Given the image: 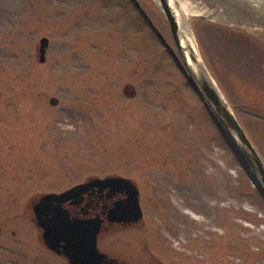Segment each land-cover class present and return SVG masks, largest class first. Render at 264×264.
Returning <instances> with one entry per match:
<instances>
[{
	"label": "rangeland",
	"instance_id": "374dc122",
	"mask_svg": "<svg viewBox=\"0 0 264 264\" xmlns=\"http://www.w3.org/2000/svg\"><path fill=\"white\" fill-rule=\"evenodd\" d=\"M172 1L264 161V0ZM208 109L130 0H0V264H68L30 202L107 175L139 191L141 221L98 242L125 264H264V193Z\"/></svg>",
	"mask_w": 264,
	"mask_h": 264
},
{
	"label": "water",
	"instance_id": "95a60500",
	"mask_svg": "<svg viewBox=\"0 0 264 264\" xmlns=\"http://www.w3.org/2000/svg\"><path fill=\"white\" fill-rule=\"evenodd\" d=\"M133 2L143 14L152 30L168 49L178 67L185 73L196 91L202 95L206 104L211 109L219 128L245 163L251 174L252 180L264 193V161L257 153L255 147L200 58V63H198L196 62L197 60L195 61V58L190 55L192 63L190 65L188 64L189 59L181 43L179 25L173 11L171 0H155V2L168 24L179 58L144 14L137 1L133 0ZM47 47L48 38L41 37L36 46V57L39 62L45 60ZM49 103L55 105L57 103V98L51 96L49 98ZM94 186L126 188L128 191V199L126 202L129 207L132 208V218L138 219L141 216L137 187L129 178L118 175H109L103 178L92 177L64 191L41 194L33 204V212L36 225L41 229L42 242L49 250L57 255L65 257L69 264H103L107 261L106 254L98 249L96 243L102 219L98 216L92 218H74L71 217L68 210L62 206L67 200L79 198L88 189ZM121 215V211L114 207L109 210L108 219L111 221L126 219L124 216L120 217Z\"/></svg>",
	"mask_w": 264,
	"mask_h": 264
},
{
	"label": "flooded vegetation",
	"instance_id": "af4514ba",
	"mask_svg": "<svg viewBox=\"0 0 264 264\" xmlns=\"http://www.w3.org/2000/svg\"><path fill=\"white\" fill-rule=\"evenodd\" d=\"M89 178H92V177H87L86 179L78 183L85 182ZM75 184H72L71 186ZM127 193L128 191L124 187H111V186L96 187L94 186L88 189L79 198L67 200L66 202L62 204V206L68 210L71 217L92 218V217L98 216L102 219L101 226L97 234L96 240H97V247L99 248V250L105 253L107 256V261L104 262L103 264H125V262L119 257L111 255L105 250L100 249L99 244H98L100 235L104 231L110 230V228L113 226L129 227V226L138 224L142 219L143 211H142V207L140 204V199H139V206L141 209V216L138 219H133L132 218L133 217L132 208L129 207V205L126 202V200L128 199ZM38 197L34 198L30 202V205H29L31 212L33 214L32 223L35 226V229H38V227L36 225L35 215L33 212V204L36 202ZM114 207L118 208V210L121 211L122 215L120 217L124 216L126 217V219L113 220V221L109 220L108 219L109 210L113 209ZM40 236H41V233H40ZM60 257L63 258V256H60Z\"/></svg>",
	"mask_w": 264,
	"mask_h": 264
},
{
	"label": "bare ground",
	"instance_id": "6f19581e",
	"mask_svg": "<svg viewBox=\"0 0 264 264\" xmlns=\"http://www.w3.org/2000/svg\"><path fill=\"white\" fill-rule=\"evenodd\" d=\"M173 2L174 1L171 0V4L173 6V11L175 13L177 23L179 25V33H180V37H181V43L183 44L184 49L186 50L185 54L187 55V58L189 59L188 64L190 65L192 63L190 55L195 58V61L197 60L196 62L200 63L199 57H198V52L196 50V45H195L194 40H193V34H191L192 32L190 31L189 27L187 26V22L185 21L186 11L188 10L187 7L185 6V4H187V3L184 2L185 3L184 4L183 2L182 3L180 2L181 7L184 11L181 10V7L179 9L181 11H179L174 4L175 2L174 3ZM259 18H261V19H259L260 23L264 22V16L259 17ZM182 20H184L185 22ZM195 61H194V64H195Z\"/></svg>",
	"mask_w": 264,
	"mask_h": 264
}]
</instances>
